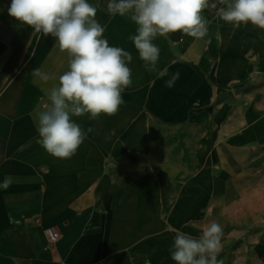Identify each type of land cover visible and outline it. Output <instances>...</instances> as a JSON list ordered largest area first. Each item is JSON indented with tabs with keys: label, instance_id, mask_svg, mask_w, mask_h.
I'll return each mask as SVG.
<instances>
[{
	"label": "crops",
	"instance_id": "1",
	"mask_svg": "<svg viewBox=\"0 0 264 264\" xmlns=\"http://www.w3.org/2000/svg\"><path fill=\"white\" fill-rule=\"evenodd\" d=\"M87 2L102 38L131 53L132 84L115 113L72 116L92 131L60 159L38 142L33 117L68 53L0 0V264H175V231L198 237L212 222L223 228L217 259L233 264L235 249L251 264L250 246H264V30L223 21L229 0H208L206 34H157L149 70L129 39L131 13Z\"/></svg>",
	"mask_w": 264,
	"mask_h": 264
},
{
	"label": "clouds",
	"instance_id": "2",
	"mask_svg": "<svg viewBox=\"0 0 264 264\" xmlns=\"http://www.w3.org/2000/svg\"><path fill=\"white\" fill-rule=\"evenodd\" d=\"M207 7L208 0H109L107 4L110 14L131 13L138 27L129 39L149 70L155 69L159 58L153 38L177 31L203 37L207 29L201 13ZM96 11L87 0H11L8 7L10 17L34 32L53 36L69 56V70L59 76L58 86L42 89L47 102L33 117L38 142L56 158H71L92 131L83 130L72 116L88 113L90 119H97L101 113H115L123 103L122 90L132 84L126 63L132 60L131 53L109 46L102 38L105 29L94 19ZM218 15L236 27L251 24L264 30V0H229L219 7ZM34 75L44 82L53 79L40 69ZM8 184L6 178L3 186ZM222 234L217 222L206 226L198 237L177 229L170 258L175 264H223L217 259Z\"/></svg>",
	"mask_w": 264,
	"mask_h": 264
},
{
	"label": "rangeland",
	"instance_id": "3",
	"mask_svg": "<svg viewBox=\"0 0 264 264\" xmlns=\"http://www.w3.org/2000/svg\"><path fill=\"white\" fill-rule=\"evenodd\" d=\"M262 247H264L263 245H253L250 246L251 249V255H252V262L251 264H264V255L262 253H258V254H254V251H259ZM238 248V247H237ZM232 256H234V263L233 264H242L241 261L242 259V253L238 252V250H232ZM256 257V260L254 261V258ZM244 264V263H243Z\"/></svg>",
	"mask_w": 264,
	"mask_h": 264
},
{
	"label": "built area",
	"instance_id": "4",
	"mask_svg": "<svg viewBox=\"0 0 264 264\" xmlns=\"http://www.w3.org/2000/svg\"><path fill=\"white\" fill-rule=\"evenodd\" d=\"M46 233H47V237H48L49 242L54 243V242L58 241L60 238V234L52 228H47Z\"/></svg>",
	"mask_w": 264,
	"mask_h": 264
}]
</instances>
